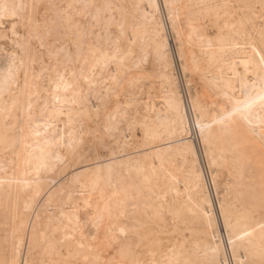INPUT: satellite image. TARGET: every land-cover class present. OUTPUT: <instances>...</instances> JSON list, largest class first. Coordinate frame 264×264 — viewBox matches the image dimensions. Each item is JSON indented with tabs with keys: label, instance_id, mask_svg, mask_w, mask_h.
Here are the masks:
<instances>
[{
	"label": "bare ground",
	"instance_id": "obj_1",
	"mask_svg": "<svg viewBox=\"0 0 264 264\" xmlns=\"http://www.w3.org/2000/svg\"><path fill=\"white\" fill-rule=\"evenodd\" d=\"M0 264H264V0H0Z\"/></svg>",
	"mask_w": 264,
	"mask_h": 264
},
{
	"label": "rangeland",
	"instance_id": "obj_2",
	"mask_svg": "<svg viewBox=\"0 0 264 264\" xmlns=\"http://www.w3.org/2000/svg\"><path fill=\"white\" fill-rule=\"evenodd\" d=\"M169 35H170V40L172 41V39H171V33ZM195 140H197V138H195Z\"/></svg>",
	"mask_w": 264,
	"mask_h": 264
}]
</instances>
